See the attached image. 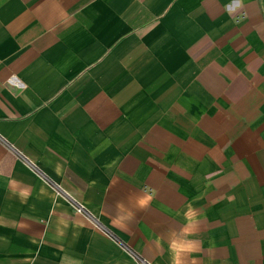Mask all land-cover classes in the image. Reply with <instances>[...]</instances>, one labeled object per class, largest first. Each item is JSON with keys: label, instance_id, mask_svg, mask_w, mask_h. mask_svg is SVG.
<instances>
[{"label": "crops", "instance_id": "0c3cea01", "mask_svg": "<svg viewBox=\"0 0 264 264\" xmlns=\"http://www.w3.org/2000/svg\"><path fill=\"white\" fill-rule=\"evenodd\" d=\"M189 202L188 264H264V0H0V264H170Z\"/></svg>", "mask_w": 264, "mask_h": 264}, {"label": "clouds", "instance_id": "9594fccd", "mask_svg": "<svg viewBox=\"0 0 264 264\" xmlns=\"http://www.w3.org/2000/svg\"><path fill=\"white\" fill-rule=\"evenodd\" d=\"M239 22V21H237ZM115 164V161H113ZM10 185H18L19 181L9 180ZM14 195H18L21 202H24L30 194L29 186L20 188L18 192H14ZM157 193L156 190L149 185H144L140 190V194L134 198H129V202L132 207L125 205L123 201L116 202L117 215L115 217L116 222L131 221L135 217V213L138 211L147 210L152 201L155 199ZM186 210L183 213L177 212V215H183L185 225L179 230H170L168 233V252L170 264H188V258L194 253L201 251V241L193 239L196 235V231L199 225V210L192 206L189 202L185 206ZM135 209V211H133ZM195 264V261H193Z\"/></svg>", "mask_w": 264, "mask_h": 264}, {"label": "built area", "instance_id": "2783aa9c", "mask_svg": "<svg viewBox=\"0 0 264 264\" xmlns=\"http://www.w3.org/2000/svg\"><path fill=\"white\" fill-rule=\"evenodd\" d=\"M7 147L10 151H12L13 153H15L17 156H19V158H21L22 160L25 161V163L31 167L33 170H35L37 173H39L40 175L43 176V178L45 179V181H47L49 183V185H51L53 187V189H55L59 194H61L71 205V207L73 208V210L76 213H79L81 215H84L85 217H87L89 220H91L93 223L97 224L96 219H94V217L91 215V213L84 207V205L77 200L75 197H73L72 195H70L67 191H65L63 188H61V186L53 181H50L49 179H47L40 171L39 169L30 161H28L26 158L22 157V155H20L19 153H17L13 147L9 144H7ZM119 243L121 244L122 248L133 258V260L135 261L136 264H151L150 262H148L147 260H145L143 257H141L135 250H133L131 247H129L127 244L119 241Z\"/></svg>", "mask_w": 264, "mask_h": 264}]
</instances>
